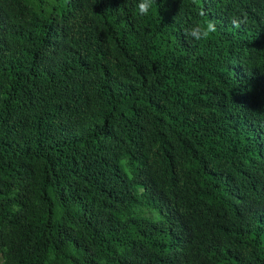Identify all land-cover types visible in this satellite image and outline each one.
Returning <instances> with one entry per match:
<instances>
[{"label":"trees","instance_id":"trees-1","mask_svg":"<svg viewBox=\"0 0 264 264\" xmlns=\"http://www.w3.org/2000/svg\"><path fill=\"white\" fill-rule=\"evenodd\" d=\"M138 2L0 0V264H264V0Z\"/></svg>","mask_w":264,"mask_h":264},{"label":"clouds","instance_id":"clouds-1","mask_svg":"<svg viewBox=\"0 0 264 264\" xmlns=\"http://www.w3.org/2000/svg\"><path fill=\"white\" fill-rule=\"evenodd\" d=\"M163 2V0H162ZM156 0H139L136 5L137 13L139 16H147ZM201 17L205 16V11L200 10L198 13ZM230 23L236 29H239L246 23V18H233ZM217 32V22L209 19L205 23H199L192 28L188 29L186 35L192 37L194 40L199 41L208 39L212 34Z\"/></svg>","mask_w":264,"mask_h":264}]
</instances>
